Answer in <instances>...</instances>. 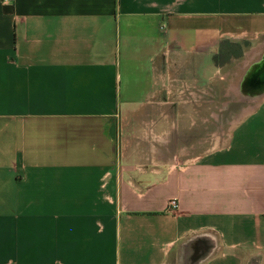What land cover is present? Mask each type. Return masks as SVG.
Here are the masks:
<instances>
[{"label":"crops","instance_id":"obj_1","mask_svg":"<svg viewBox=\"0 0 264 264\" xmlns=\"http://www.w3.org/2000/svg\"><path fill=\"white\" fill-rule=\"evenodd\" d=\"M230 45L254 105L172 154ZM263 56L264 0L0 3V264H264Z\"/></svg>","mask_w":264,"mask_h":264},{"label":"rangeland","instance_id":"obj_2","mask_svg":"<svg viewBox=\"0 0 264 264\" xmlns=\"http://www.w3.org/2000/svg\"><path fill=\"white\" fill-rule=\"evenodd\" d=\"M223 50L224 52L217 54L215 64L221 65L220 73L223 71L227 78L214 79L213 96H208V100L203 97L198 102L197 111L182 114V126L166 129L171 131L169 134L171 142L167 148L172 154L182 151L193 159L220 148L232 126L254 105V98L242 94L239 89L240 76L244 69L229 59V56L231 58L239 56L238 47L230 45ZM229 86L231 87L229 94H225Z\"/></svg>","mask_w":264,"mask_h":264},{"label":"water","instance_id":"obj_3","mask_svg":"<svg viewBox=\"0 0 264 264\" xmlns=\"http://www.w3.org/2000/svg\"><path fill=\"white\" fill-rule=\"evenodd\" d=\"M256 69L253 73H250L245 77L243 86H249L256 88V91L264 90V56L260 62L255 65ZM258 72L255 76V73ZM254 90V89H253Z\"/></svg>","mask_w":264,"mask_h":264},{"label":"built area","instance_id":"obj_4","mask_svg":"<svg viewBox=\"0 0 264 264\" xmlns=\"http://www.w3.org/2000/svg\"><path fill=\"white\" fill-rule=\"evenodd\" d=\"M14 0H0V3H3V4H10L12 3ZM168 205L170 208H176L177 206V203H176V200L175 199H170L168 201Z\"/></svg>","mask_w":264,"mask_h":264},{"label":"trees","instance_id":"obj_5","mask_svg":"<svg viewBox=\"0 0 264 264\" xmlns=\"http://www.w3.org/2000/svg\"><path fill=\"white\" fill-rule=\"evenodd\" d=\"M218 55H215L214 59H215V62H216V59H217Z\"/></svg>","mask_w":264,"mask_h":264}]
</instances>
